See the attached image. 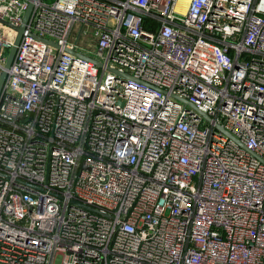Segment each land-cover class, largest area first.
Masks as SVG:
<instances>
[{
	"label": "built area",
	"instance_id": "obj_1",
	"mask_svg": "<svg viewBox=\"0 0 264 264\" xmlns=\"http://www.w3.org/2000/svg\"><path fill=\"white\" fill-rule=\"evenodd\" d=\"M33 3L0 98V264H264V0ZM16 36L0 22V72Z\"/></svg>",
	"mask_w": 264,
	"mask_h": 264
},
{
	"label": "water",
	"instance_id": "obj_2",
	"mask_svg": "<svg viewBox=\"0 0 264 264\" xmlns=\"http://www.w3.org/2000/svg\"><path fill=\"white\" fill-rule=\"evenodd\" d=\"M33 1H35V0H32L30 2L29 6H28V9H27V11H26V13L24 15L23 23H22V25L20 27H14L10 23H8V22L3 21V20L0 19V22L2 24L13 28L17 32V36H16V39L14 41V46L11 48V50L9 52V55H8V58H7V61L5 63V66L3 67L2 71L0 72V98H1L3 89L5 87V84H6V81H7V78H8V71L11 68V66H12V64H13V62L15 60V56L17 54L18 47L21 44V41H22L24 32H25V30L27 28V25L29 24V22L31 20L32 15H33L34 8H35V5H34ZM51 45H53L54 47L58 48V46L56 44L51 43ZM67 52L72 53L74 55H78V54H76V53H74L73 51H70V50H67ZM84 58L87 59V60H89V61H92L89 58H86V57H84ZM93 62L95 64H97L98 66H101L100 63L95 62V61H93ZM112 71L115 74L119 75V76L120 75H123V74H120L117 70H112ZM123 77H128V76L123 75ZM183 101H184L185 104H188L189 106L193 107L197 112H199V114H201V116L207 122H209V123H212L213 122V119H212V117L209 114H207V113L199 110L198 108H196V106H194L193 104L189 103L188 100H183ZM216 127H217V129H219L220 131H222L226 136H228L230 139L235 140L244 150H246L247 152L251 153L253 156H255L257 158H260L255 152H253L252 150H250L249 148H247L242 142H240L239 140H237L236 138H234L233 135L231 133H229L228 131H226V129L222 125L216 124Z\"/></svg>",
	"mask_w": 264,
	"mask_h": 264
},
{
	"label": "rangeland",
	"instance_id": "obj_3",
	"mask_svg": "<svg viewBox=\"0 0 264 264\" xmlns=\"http://www.w3.org/2000/svg\"><path fill=\"white\" fill-rule=\"evenodd\" d=\"M52 0H45V2H51Z\"/></svg>",
	"mask_w": 264,
	"mask_h": 264
}]
</instances>
